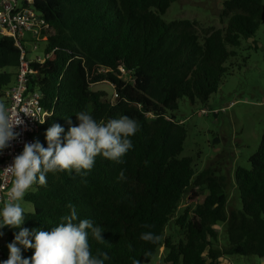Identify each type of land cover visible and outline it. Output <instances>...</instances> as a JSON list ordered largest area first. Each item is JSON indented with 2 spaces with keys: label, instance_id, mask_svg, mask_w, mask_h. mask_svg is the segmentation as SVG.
I'll return each mask as SVG.
<instances>
[{
  "label": "trees",
  "instance_id": "1",
  "mask_svg": "<svg viewBox=\"0 0 264 264\" xmlns=\"http://www.w3.org/2000/svg\"><path fill=\"white\" fill-rule=\"evenodd\" d=\"M175 1L34 0L46 21L41 39L51 53L44 64L33 65L28 86L42 92L50 112L35 140L46 147L47 128L58 123L67 132L66 119L75 126L82 111L104 122L128 116L138 131L122 162L97 156L86 174L58 171L47 174L46 185H33L23 200L34 210L24 212L22 227L49 231L70 214L71 205L78 219L104 229L107 243L89 238V244L92 254L108 253L106 264H150L162 247L163 264H220L233 256L264 261V137L250 167L235 171L242 209L228 212L230 178L213 166L195 174L192 158L181 157L188 131L172 114L182 98L207 103L218 92L235 49L264 21V0H225L226 27L203 38L195 20L162 18ZM20 55L13 38L0 37V104L7 106L5 91L17 75ZM106 81L116 90L112 100L93 90ZM191 188L199 191L177 216ZM173 219L178 240L165 237ZM219 225L228 238L223 248L216 246ZM149 231L160 236L157 243L141 239Z\"/></svg>",
  "mask_w": 264,
  "mask_h": 264
},
{
  "label": "rangeland",
  "instance_id": "2",
  "mask_svg": "<svg viewBox=\"0 0 264 264\" xmlns=\"http://www.w3.org/2000/svg\"><path fill=\"white\" fill-rule=\"evenodd\" d=\"M225 0H176L168 9L163 19L171 22L177 19H190L199 23L198 32L203 38L209 30L223 29L227 19H221ZM33 40H38L33 34L27 33L25 48L29 58L44 55L45 43L39 45V50L33 51ZM236 56L226 63L229 73L224 78L218 92L212 95L207 103L192 102L189 98L179 101L178 110L172 112L177 121L183 123L188 131L184 151L181 157L193 160L195 174H199L209 166L218 169V174L230 178L228 191V212L242 209L239 191L235 182V171L238 167L249 168V158L253 156L264 137V21L257 33L243 39L241 46L235 49ZM128 79V77H126ZM95 91H104L112 100L116 90L110 82H102L93 86ZM6 100V98H5ZM203 111H207L203 113ZM32 187L28 191H33ZM198 188H191L185 194L178 214H181ZM204 197L196 200L200 203ZM24 212H32L34 206L22 200ZM221 242L216 246L223 248L228 238L225 226L219 225ZM4 237L1 247L5 260L8 258L6 245L11 243L10 233L19 229H3ZM165 237L180 239V234L174 225V219L166 229ZM166 254L165 247L158 250L150 264H163ZM220 264H264L255 256H233L221 258Z\"/></svg>",
  "mask_w": 264,
  "mask_h": 264
},
{
  "label": "clouds",
  "instance_id": "3",
  "mask_svg": "<svg viewBox=\"0 0 264 264\" xmlns=\"http://www.w3.org/2000/svg\"><path fill=\"white\" fill-rule=\"evenodd\" d=\"M75 116L77 125H72L70 117L66 119L67 132L60 124H51L45 132L46 147L39 140L24 143L22 152L0 170L13 177L6 192L7 199L0 208V239L6 227L19 229L13 233V241L6 245L8 258L0 264H106L109 260L108 253L99 249L92 254L89 244V238L107 243L102 238L104 229L91 219H78L74 206L70 205V214L49 231L22 227L26 219L20 202L33 185L47 184V174L73 169L85 170L86 174L93 168L97 156L122 162L133 148L131 137L138 131L135 119L120 116L106 122L97 121L87 111ZM22 124L21 119H13L6 105L0 104V154L11 147L13 141H18L21 133L16 129ZM119 178L125 179L123 171ZM141 239L155 244L160 236L149 231L142 233ZM27 250H32L33 255L25 258L22 252Z\"/></svg>",
  "mask_w": 264,
  "mask_h": 264
},
{
  "label": "built area",
  "instance_id": "4",
  "mask_svg": "<svg viewBox=\"0 0 264 264\" xmlns=\"http://www.w3.org/2000/svg\"><path fill=\"white\" fill-rule=\"evenodd\" d=\"M45 25V19L33 8L29 0H0V37L13 38L21 53L17 75L6 89L5 98L13 119L23 121V124L16 129L21 133L18 141H13L11 147L0 154V170L10 165L13 158L22 152L24 143L33 142L37 138L50 116L49 110L42 104V92L30 91L28 88L35 71L33 65H42L51 56V53L47 52L46 42L41 39V31ZM27 33L33 34L38 39L33 40V51L39 50L40 43H45L44 55L29 58V52L25 48ZM203 113L207 114V111ZM12 182L13 177L10 174L0 171V208L7 199L6 192ZM2 260H5V255L0 244V261Z\"/></svg>",
  "mask_w": 264,
  "mask_h": 264
},
{
  "label": "crops",
  "instance_id": "5",
  "mask_svg": "<svg viewBox=\"0 0 264 264\" xmlns=\"http://www.w3.org/2000/svg\"><path fill=\"white\" fill-rule=\"evenodd\" d=\"M31 3H33L34 2V0H29Z\"/></svg>",
  "mask_w": 264,
  "mask_h": 264
}]
</instances>
